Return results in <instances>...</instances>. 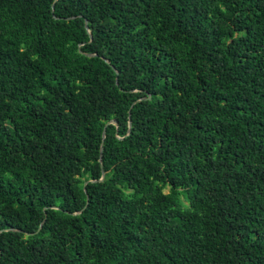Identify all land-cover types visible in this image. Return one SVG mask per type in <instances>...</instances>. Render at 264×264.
Returning a JSON list of instances; mask_svg holds the SVG:
<instances>
[{"label": "trees", "instance_id": "trees-1", "mask_svg": "<svg viewBox=\"0 0 264 264\" xmlns=\"http://www.w3.org/2000/svg\"><path fill=\"white\" fill-rule=\"evenodd\" d=\"M0 264H264V0H0Z\"/></svg>", "mask_w": 264, "mask_h": 264}, {"label": "water", "instance_id": "water-1", "mask_svg": "<svg viewBox=\"0 0 264 264\" xmlns=\"http://www.w3.org/2000/svg\"><path fill=\"white\" fill-rule=\"evenodd\" d=\"M118 80V79H117ZM131 126H132V122L130 121V128H131ZM102 136L104 137L105 136V130H103V132H102ZM101 149H102V147H101ZM100 156H101V153H100ZM85 185H86V182L84 183V188H85ZM85 190V189H84Z\"/></svg>", "mask_w": 264, "mask_h": 264}]
</instances>
